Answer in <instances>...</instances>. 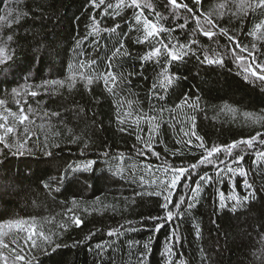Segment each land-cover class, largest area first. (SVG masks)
<instances>
[{
    "label": "trees",
    "instance_id": "trees-1",
    "mask_svg": "<svg viewBox=\"0 0 264 264\" xmlns=\"http://www.w3.org/2000/svg\"><path fill=\"white\" fill-rule=\"evenodd\" d=\"M147 2L153 11L150 15L145 8V15L154 19L155 13H160L166 17L161 22L165 28H176L188 19L185 28L161 33L165 43L172 40L187 45L190 40L197 41L192 48L195 55L171 63L168 73L175 79L166 90L160 87L163 57L160 64L145 62L141 68L140 57L155 42H136L143 39V33L130 23L133 9L121 8L119 15L109 10L108 15H101L103 6L94 9L90 0H0V15L10 8L13 21L20 17L11 25L0 21V46L6 47L12 57L0 64V99L18 111L12 94L17 88L22 93L20 99L27 101L25 110L29 106L34 110V114L28 113L33 121L27 124L30 135L24 133L25 125L15 124L17 131L6 138L10 147L0 143V223L35 218L38 229L53 239L52 244L37 248L21 241L30 264H138L142 252L144 264H168L163 252L173 228L180 238L173 248L172 259L177 264H261L264 163L254 164V153L247 154L239 165L246 170V177L229 178L225 173L204 185L192 208L185 202L180 209L182 218L171 224L160 221L164 227L159 231L151 230L154 224L149 217L165 215L160 208L162 200L148 194L156 189L142 186L139 176L145 174L144 164L155 168L164 161L171 165L197 163L201 151L177 143L186 139L183 132L190 131L192 116L196 117L197 135L209 147L264 131V125L245 116H264V85L244 79L242 66L232 52L235 44L228 40V36H235L249 49L256 44V55L264 62V41L248 35L264 16L234 15L237 9L229 0H201L198 9L211 13L218 29L227 32L221 35L217 29L209 39L194 33L197 25L183 9L171 15L168 0ZM178 2L193 7L192 0ZM106 3L115 4L116 0ZM221 4H228L223 15ZM93 15L102 31L81 45L84 55L79 58L95 61L98 71L104 72L107 58L123 43L120 56L112 61L114 71L124 80L115 94L106 90L103 80H95L89 87L79 80L74 87L67 86L69 65H76L78 59L77 41L88 35ZM205 54L209 58L223 56V65L204 62ZM237 54L247 56L239 49ZM51 80H64L65 85H49L46 91L35 87ZM153 83L162 99L153 95ZM25 85L33 86L31 90L40 94H24ZM186 96L189 104L198 98L196 109L183 106ZM135 110L157 116L160 128L152 143L160 159L139 155L143 143L136 136L140 133L131 123L117 121L118 113L123 116ZM141 126L143 139L147 140L148 128L143 122ZM0 133L4 131L0 129ZM18 142L23 145L19 155ZM177 149L180 154L174 157L172 153ZM225 158L221 154L220 159ZM87 161H95L91 171H70ZM118 169L123 171L117 174ZM204 173L215 177V169L199 166L192 175L193 184ZM65 175L67 178L61 182L60 177ZM244 179L251 189L244 187ZM57 188L59 191H55ZM250 191L254 195L233 210V201L227 197L235 194L243 199ZM218 192L225 194L226 207H220ZM183 194L181 187L173 199ZM73 213L83 221L81 226L76 227L69 219ZM110 230H119L120 234L109 237ZM129 242H133L131 246ZM98 244L102 250L97 249Z\"/></svg>",
    "mask_w": 264,
    "mask_h": 264
},
{
    "label": "snow or ice",
    "instance_id": "snow-or-ice-1",
    "mask_svg": "<svg viewBox=\"0 0 264 264\" xmlns=\"http://www.w3.org/2000/svg\"><path fill=\"white\" fill-rule=\"evenodd\" d=\"M90 3L94 9H100L103 6V12L101 15H108L109 10H113L115 15H119V10L121 8L133 9V19L130 22L132 27L136 31H141L143 33V39H138L136 42L138 44H144L145 42L149 44H153L154 46L150 47L141 57V68L143 69V65L145 62H154L156 64L161 63V57L164 58V68L160 73V76L163 79L160 81V87L166 90V86L170 85L175 77L171 76L168 73V68H170L171 63L174 61H181L185 56L196 53L192 51L194 45H196V40H190L187 45L181 44L178 41L173 43L172 40H168L165 43L164 38L161 33L163 32H172L177 29H183L188 24V19L186 18L183 24L177 25L176 28H165L161 23L166 17L162 16L160 13H155L154 19H149L148 15H145L144 9H149V14H152V5L147 2V0H116V3H106V0H90ZM193 7H189L187 3L178 2V0H168V5L171 7V15H175L178 10L183 9L188 13V16L191 18L193 22L197 25L196 29H194V33H198L204 37L211 39L217 34L218 24L214 21L211 13H205L202 10L198 9L197 6L201 5V0H192ZM229 3L235 5L237 12L233 13L234 15H241L243 17H247L249 13L256 15L259 13L260 16H264V0H229ZM220 14L223 15L224 12L228 9V4L219 5ZM199 11V14L197 12ZM12 9L8 8L6 10L5 15H0V21H6L8 25H11L14 22H18L20 17L17 16L16 20L13 21L11 19ZM203 18V23H202ZM92 24L89 30L88 35H86L83 40L77 41V52L78 59L76 65H69L70 75L67 77V86L72 88L75 86L76 82L79 80L84 83L85 87L91 86L95 80H103L104 86L106 90L110 93L115 94L117 87L120 83H123V76L120 74L118 77L117 73L113 69L112 61L120 56L121 48H123V43L120 44V47L115 48L112 55L106 60V70L104 72L98 71L96 68V62L80 59V56H83L84 53L81 49V45L86 43L90 36H94L95 34L102 31L100 28L99 21L96 20L95 15L91 17ZM116 27H119L117 25ZM115 29H103V31H114ZM221 35H227V32L223 28L218 29ZM248 35L257 38L260 41H264V19H261L258 23L254 24L252 30L249 31ZM9 40L11 37L8 38ZM228 40L231 43L235 44V47L232 48V52L234 58L237 62L242 66V74L244 79L247 81L251 78L253 83L259 82L260 85H264V62H261L256 55V44H253L251 49L247 46H242L238 40H236L235 36H228ZM171 45V46H170ZM237 49L240 52L247 53L245 55L237 54ZM125 55H128L125 53ZM12 57L8 54V50L6 47L0 46V64L6 63ZM204 62L208 64H218L223 65L224 60L223 56L209 58V55L205 54L203 57ZM61 86L65 85L64 80H51L44 81L42 85H38L35 87H42L47 90L48 86ZM31 85L23 86L24 94L35 97L40 93L37 91H32ZM157 84L153 83L152 90L153 95L156 99H162L160 97L159 92L156 91ZM12 94L15 98V103L17 105L18 111H13L11 108L7 107V101L5 99H0V107L4 108V111L0 112V129L4 131L3 135H0V143H4L5 147H10L6 143V138L9 134L17 131L16 127L13 125H25L24 133L26 135H30V130L27 127L28 123H32L30 121V117L28 113H33L34 110L29 106L27 110L24 108V104L27 101H22L21 90L17 88L12 89ZM189 98L186 96L184 98L183 106L189 107L191 109H196L198 107V98L197 102H193L192 104L188 103ZM177 107H180L178 105ZM160 112H163V109H160ZM246 118L252 120L254 123H261L264 125V116H254L253 114L246 113ZM11 117V123H9V118ZM117 121L121 124L131 123L137 131L140 133L136 136L137 141H141L143 143V149L138 153L145 159L150 154L157 159H160V153L154 150V145L152 141L157 138L158 130L160 128V123L157 119L156 115L153 114H144L141 110L135 111H127L123 113L121 116L119 113L117 115ZM191 128L190 131L183 132V137L186 139L178 140L177 143H183L185 147L196 148L201 151L200 159L196 164L192 165H171L168 164L167 161L162 162L157 167L153 168L152 165L144 164L142 166L144 173L139 176V183L144 187L152 186L156 190L149 192V195L161 198L162 203L160 204L161 210L165 213L164 216H156L149 217L154 224V228L152 231H159L164 227V223L160 221H164L166 223H173L175 220L182 218L180 209L182 205L187 202V206L189 209L192 208L193 202L197 199L202 191V187L204 185H210L214 182L215 179L222 178L225 173L229 175V178L233 175H239L241 177H246L247 172L243 167H239L245 159V156L249 153H254L253 163H257L260 161L264 163V131H256L254 135H250L247 138H241L239 140H234L231 143L223 144V145H212L211 147L207 146L204 143V140L201 136L197 135L195 130V116L191 118ZM141 122L148 128L147 140L143 139V127L141 126ZM126 129L121 128V131H125ZM183 131V130H182ZM16 154H22L20 149L23 147L22 144H19ZM259 145V148L257 147ZM87 147V144H85ZM180 154V149H177L172 153L175 157ZM221 154H223L226 158L220 159ZM123 159V157H121ZM95 161H87L82 166L78 165L75 168H70L72 172L78 171H91ZM232 165H236L237 167H233ZM199 166H207L215 169V177L210 175L209 173H204L203 175H199V178L193 184L192 175L195 170ZM123 169H118L117 174H120ZM65 176H61V182L66 179ZM222 182V179H221ZM244 187L247 189H251L252 185L248 182L247 179H244ZM45 188H48L49 185L45 184ZM184 189V194L179 196L178 200H174L173 197L176 196L178 190L180 188ZM55 191H59V189H55ZM137 195H141L142 193H136ZM253 192H249L247 196H244L241 199L238 195H230L227 197V200L233 201V210H235L236 206H240L243 203H246L251 196H253ZM218 199L220 202V207H226V197L223 192H218ZM173 208L175 211H173ZM72 211V210H69ZM69 219L72 223L79 227L83 223V221L73 213ZM131 224V222H129ZM8 228V232L12 233L15 230V234L19 236L20 233H24L23 245L30 248L40 247L41 244H52L53 239L52 236L46 235L43 230L38 229L37 224L35 222V218H30L28 221L25 220H10L5 224H0V249H9L10 254L5 255L4 251H0V264H30V261L27 260L26 256L23 254L24 249L20 247V243L18 240L14 239L10 243H6L4 237L8 234L5 233L4 228ZM64 226L61 225V228ZM129 230H135L130 228ZM119 230H110L107 235L112 237L114 235H119ZM54 235V234H53ZM197 236H199V229H197ZM180 240L177 235L176 229H170L169 233V243L165 245L163 255H166L168 259V264H177L175 260H173L174 252L173 248L175 243H178ZM130 246L133 242H129ZM138 244V242H136ZM57 247H59L57 245ZM98 250H102V245L98 244ZM144 248L147 249L148 245L145 244ZM145 255L142 252L138 264H144ZM183 264V261L180 262ZM261 264H264V252L261 255Z\"/></svg>",
    "mask_w": 264,
    "mask_h": 264
},
{
    "label": "rangeland",
    "instance_id": "rangeland-1",
    "mask_svg": "<svg viewBox=\"0 0 264 264\" xmlns=\"http://www.w3.org/2000/svg\"><path fill=\"white\" fill-rule=\"evenodd\" d=\"M1 111H2V110L0 109V112H1ZM0 135H1V133H0ZM25 221H26V220H25ZM6 223H7V221H5V222H3V223H0V224H5V225H6ZM4 231H5V233H8V234L4 237L6 243H10L12 240H14V239L16 238V239L18 240V242L20 243V247H22L21 241H23V239H24V236H25L24 233H20L19 236H17V235L15 234V230H13L12 233H9L7 227L4 228ZM0 251H4L5 255H9V254H10L9 249H0Z\"/></svg>",
    "mask_w": 264,
    "mask_h": 264
}]
</instances>
